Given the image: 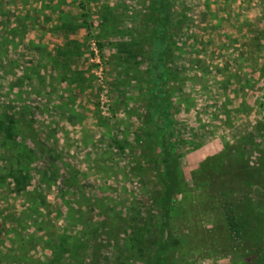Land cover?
<instances>
[{
    "label": "rangeland",
    "instance_id": "rangeland-1",
    "mask_svg": "<svg viewBox=\"0 0 264 264\" xmlns=\"http://www.w3.org/2000/svg\"><path fill=\"white\" fill-rule=\"evenodd\" d=\"M54 1L79 49H55L60 23L38 15L43 0H0V264H143L131 232L145 221L157 233L166 132L181 179L171 261L254 264L224 213L239 189L212 193L196 171L214 156L264 160V0H169L179 18L158 93L170 129L150 101L152 1Z\"/></svg>",
    "mask_w": 264,
    "mask_h": 264
},
{
    "label": "trees",
    "instance_id": "trees-1",
    "mask_svg": "<svg viewBox=\"0 0 264 264\" xmlns=\"http://www.w3.org/2000/svg\"><path fill=\"white\" fill-rule=\"evenodd\" d=\"M151 1L152 12L156 14L158 22L153 30L154 34L152 33L154 48L149 68V81L152 86L150 101L156 105V108L165 109L164 122L166 128L170 129V119L167 117L166 111L169 104L166 102L163 91L158 93V90H162L163 85L170 81L165 57L170 56L175 48L174 26L179 17L173 13L169 0ZM109 23L112 25L114 21L109 19ZM133 46L136 47L137 44ZM71 75L78 80L82 78L81 73L78 72H72ZM65 79L67 80L68 76ZM72 80L75 79H71L69 82ZM7 128L0 121V130L6 132L9 130ZM166 133L160 143L159 156H156V162L159 161L157 159H160L157 179L161 186L160 192H162V199H159L161 200L159 210L156 212L154 221L157 233L156 235L150 233L149 222L145 221L137 223L131 232L130 241L138 244L143 264H174L170 256L174 250L173 246L180 243L181 238L178 234L181 226L172 216L173 208L171 207L181 185L179 163L167 144L171 134L170 132ZM148 137L151 138V135ZM148 147L152 151L153 142ZM196 177L202 180L208 191L212 193L225 194L220 186L231 191L239 189V192L229 202L228 211L224 210V213L227 215L226 212H231L232 227L230 228H233V231L238 235L241 248L248 257V261L256 260L254 264H264V160L260 161L257 166H252L240 161H225L221 156H214L197 169ZM247 186L254 189L255 197L245 193L244 188ZM204 196L201 195L198 202L208 204L209 200ZM211 199L214 198L211 197ZM151 231L154 230L151 229Z\"/></svg>",
    "mask_w": 264,
    "mask_h": 264
},
{
    "label": "crops",
    "instance_id": "crops-1",
    "mask_svg": "<svg viewBox=\"0 0 264 264\" xmlns=\"http://www.w3.org/2000/svg\"><path fill=\"white\" fill-rule=\"evenodd\" d=\"M34 1V0H33ZM26 4V3H25ZM31 5V4H30ZM27 6H28V4H27ZM60 9V10H57V9ZM64 8H66L65 6H63L62 4H60L58 1H54V0H43V2L42 3H39V4H37L36 5V7H35V9H37V13H38V15H45V14H51L52 16H50V17H52V18H54V16H55V14H57V21H56V23L58 24V26H59V23H60V27H58L57 29V31H60L61 32V36H63V37H61V40L63 39V41L59 44L60 46H58V45H56V47H55V49L56 50H58L59 49V47L61 48L62 47V45L64 44V43H66L67 41H65L66 39H70V43L72 42V45H69L68 43L66 44L68 47H73V48H78L79 49V47H80V45L79 44H81L80 42H78V41H75L74 40V38H71L72 36H69V34H64L65 32H63L65 29V31L66 32H68L69 33V31H67V26H62L61 25V23H63V24H65L64 23V20L63 19H65V17L66 16H68L69 15V13H68V11H67V13H65V11H62V9H64ZM43 13H45V14H43ZM55 13V14H54ZM48 16V15H47ZM62 17H64V18H62ZM48 20H50V18L48 17ZM77 21H74L73 22V24L74 25H76L77 23H79V22H77ZM54 28V30H55V28L56 27H53ZM56 31V30H55ZM63 32V33H62ZM78 32V31H77ZM33 35V33L31 32V35H30V33H28V32H24V33H22V40H24V41H26L27 39L29 40V42H31L33 39V37H31ZM45 35H47V31H45ZM51 36H54V35H51ZM48 37V36H47ZM65 39V40H64ZM65 45V46H66ZM41 47L43 46V48H46L47 49V51L49 50L48 48H47V45L45 46V45H40ZM39 46V47H40ZM79 46V47H78ZM66 50V49H65ZM57 52V51H56ZM66 53L65 54H67V55H69L68 54V52L67 51H65ZM74 54V53H73ZM71 72H73V73H80L81 72V74H83L82 73V71L80 70V69H78V68H76V69H71L70 70ZM81 77H82V75H81ZM73 87V86H72ZM81 87V86H80Z\"/></svg>",
    "mask_w": 264,
    "mask_h": 264
},
{
    "label": "built area",
    "instance_id": "built-area-1",
    "mask_svg": "<svg viewBox=\"0 0 264 264\" xmlns=\"http://www.w3.org/2000/svg\"><path fill=\"white\" fill-rule=\"evenodd\" d=\"M103 102V101H102ZM103 105H105L106 106V104L103 102Z\"/></svg>",
    "mask_w": 264,
    "mask_h": 264
}]
</instances>
